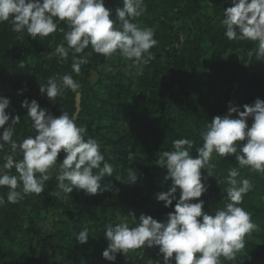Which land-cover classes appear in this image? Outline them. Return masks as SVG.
Returning a JSON list of instances; mask_svg holds the SVG:
<instances>
[{"label": "trees", "instance_id": "1", "mask_svg": "<svg viewBox=\"0 0 264 264\" xmlns=\"http://www.w3.org/2000/svg\"><path fill=\"white\" fill-rule=\"evenodd\" d=\"M145 3L147 12L137 22L151 28L159 43L151 49L154 59L140 67L119 55L106 59L93 52L76 75L71 54L66 62L53 54L57 44L64 42L59 29L49 37L33 39L26 32L21 36L12 31L8 22L0 24V94L11 100L8 111L21 116L14 139L33 134L27 110L21 107L26 98L36 99L55 116L76 111L78 101L70 90L54 104L39 92V83H46L49 76L71 74L82 86L77 123L88 127V134L101 144L115 169L102 186L120 189L118 195L107 191L88 196L76 190L64 194L56 187L53 172L39 196L31 194L19 204L6 202L0 207V264H113L102 256L109 243L103 237L105 224L125 217L131 224L128 214L132 212L162 221L172 210L155 198L156 193L168 190L162 186L167 169L155 163L157 153L170 151L177 138L201 144L200 128L214 116L226 115L229 101L243 110L244 104H252L257 97L264 99V60L253 51L256 42L229 41L224 35L223 10L231 6V0ZM106 6L114 17L122 0H106ZM59 27L68 30L64 22ZM90 51L89 47L85 53ZM229 53L239 54L241 62L231 64L226 58ZM22 60L24 68L18 66ZM141 68L142 75H138ZM129 152L134 161L126 158ZM192 154L196 155L195 147ZM211 163L216 167L207 179L210 187L202 197L204 210L212 212L228 203L226 178L236 168L253 184L240 206L259 225V231L245 237V248L236 260L221 257V264H264V173L240 168L232 155H216ZM129 169L139 176L135 184L116 180L118 175L127 182ZM7 192L6 186L0 188L5 200ZM45 222L51 230L43 228ZM84 228L89 229V240L80 245L75 235ZM157 251L153 247L130 251L134 256L118 254L115 264H154L158 259L162 264Z\"/></svg>", "mask_w": 264, "mask_h": 264}, {"label": "clouds", "instance_id": "2", "mask_svg": "<svg viewBox=\"0 0 264 264\" xmlns=\"http://www.w3.org/2000/svg\"><path fill=\"white\" fill-rule=\"evenodd\" d=\"M146 12L145 0H122L114 17L106 0H0V24L8 22L21 36L26 32L33 39L46 38L59 29L64 42L57 44L53 54L65 62L71 54L76 75L93 52L106 59L119 55L137 67L153 60L151 49L159 42L151 28L137 22ZM223 17L226 38L256 42L253 51L264 60V0H231ZM59 22H64L68 30L59 27ZM89 47L91 51L85 53ZM18 66L25 67L23 60ZM137 74L142 75V68ZM81 87L71 74L52 75L46 83H39V92L54 104L69 90L79 101ZM10 105V98L0 94V188H8L7 199L0 196V207L6 202L19 204L31 194L39 196L53 172L56 187L64 194L74 190L88 196L107 191L119 194L117 187L102 186L115 169L106 160L101 144L88 134V127L77 123L79 107L72 114L62 111L55 116L36 99L26 98L21 107L32 121L33 134L14 139L21 116L9 112ZM242 108L229 101L226 115H216L200 128L201 144L187 137L177 138L170 151L157 153L155 163L167 169L162 186L168 190L156 193L155 198L172 210L162 221L144 213L137 217L132 212L128 214L131 224L127 217L105 224L103 237L109 242L102 253L105 260L115 264L118 254L126 257L130 251L153 247L158 248L156 255L162 257V264H221V257L236 260L237 253L245 248V237L259 231L251 214L240 206L253 188L251 180L242 178L238 169H231L224 190L228 203L212 212L204 210L202 197L210 187L207 179L213 176L211 169L216 167L211 163L213 154L232 155L240 168L264 173V99L257 97ZM126 158L134 161V154L129 152ZM138 179L131 169L127 182L116 176L122 183L135 184ZM75 238L80 245L86 244L89 229L79 231Z\"/></svg>", "mask_w": 264, "mask_h": 264}, {"label": "rangeland", "instance_id": "3", "mask_svg": "<svg viewBox=\"0 0 264 264\" xmlns=\"http://www.w3.org/2000/svg\"><path fill=\"white\" fill-rule=\"evenodd\" d=\"M226 58H227V60L231 63V64H233V65H237V64H239L240 62H241V56L239 55V54H237V53H229V54H227L226 55ZM30 122H32L31 120H30V118L28 119ZM215 154H213V157H212V160H214V158H215ZM211 160V161H212ZM42 226H43V228L45 229V230H51V224L49 223V222H45V223H43L42 224ZM129 255L130 256H134V254L133 253H129Z\"/></svg>", "mask_w": 264, "mask_h": 264}, {"label": "water", "instance_id": "4", "mask_svg": "<svg viewBox=\"0 0 264 264\" xmlns=\"http://www.w3.org/2000/svg\"><path fill=\"white\" fill-rule=\"evenodd\" d=\"M235 87L238 88V85L236 84ZM231 102H232V104H233V106H234V100H232ZM77 106L80 108V99H79V101H78V105H77Z\"/></svg>", "mask_w": 264, "mask_h": 264}]
</instances>
